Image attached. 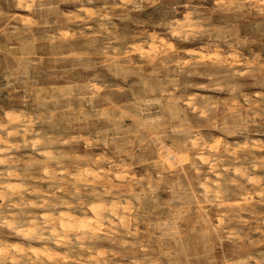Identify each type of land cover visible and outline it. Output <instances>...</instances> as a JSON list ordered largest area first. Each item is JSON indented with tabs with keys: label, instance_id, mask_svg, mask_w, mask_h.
<instances>
[{
	"label": "clouds",
	"instance_id": "clouds-1",
	"mask_svg": "<svg viewBox=\"0 0 264 264\" xmlns=\"http://www.w3.org/2000/svg\"><path fill=\"white\" fill-rule=\"evenodd\" d=\"M0 264H264V0H0Z\"/></svg>",
	"mask_w": 264,
	"mask_h": 264
},
{
	"label": "rangeland",
	"instance_id": "rangeland-1",
	"mask_svg": "<svg viewBox=\"0 0 264 264\" xmlns=\"http://www.w3.org/2000/svg\"><path fill=\"white\" fill-rule=\"evenodd\" d=\"M11 15H12L13 17H15V16L17 15L16 11L14 10V11L12 12ZM65 35H67V34H65ZM9 241H10V242H13V243L17 242V241H16V238H14V237H10V238H9Z\"/></svg>",
	"mask_w": 264,
	"mask_h": 264
}]
</instances>
